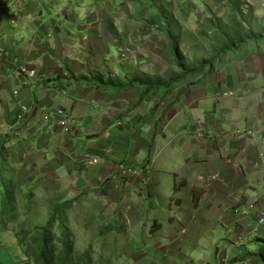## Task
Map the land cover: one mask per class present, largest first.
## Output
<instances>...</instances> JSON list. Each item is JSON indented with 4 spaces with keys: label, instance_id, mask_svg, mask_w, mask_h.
Listing matches in <instances>:
<instances>
[{
    "label": "rangeland",
    "instance_id": "374dc122",
    "mask_svg": "<svg viewBox=\"0 0 264 264\" xmlns=\"http://www.w3.org/2000/svg\"><path fill=\"white\" fill-rule=\"evenodd\" d=\"M60 1L64 3L65 0ZM72 1L75 4V0ZM51 2L48 4L52 10L66 15L65 26L69 32L60 40L54 56L49 51L41 52L45 46L40 48L41 57H37L36 61L43 66L29 65L28 68L36 70L38 76L27 79V89L32 83L38 84V95L33 99L38 101L45 92L51 93L49 90H53L55 95L56 90H61L58 100L70 101V94L75 88L66 87L64 90L61 86L49 88L44 84L50 74L48 70L54 68L64 74L57 80L60 84L67 78L73 80L78 89L82 87L75 94L77 98L84 93L90 100H105L100 109L105 110L106 121L111 120L113 126L125 128L128 133L131 131L134 138L143 140V137H151L153 144L147 146L149 156L143 165L118 164V176L103 178L100 186L96 181L87 180L86 189L89 192L87 196L82 193L84 197L79 202H68L70 196L61 195L66 193L56 186L54 190L46 188L47 199L46 191L32 185L26 187L22 174L19 180L12 182V187L19 189L13 198L8 193L9 187L0 178V241L3 249L19 259H24L27 253L35 258L37 246L42 247L44 242L41 238L45 235L44 230L50 229L55 258H62L67 251L61 243L64 235L70 242L71 255L67 264H146L150 263L149 259L156 264H168L160 261L156 254L163 253L167 259L171 255L169 252L153 250L146 255H137L138 240L144 235L154 234L147 238L148 246L158 244L162 238L172 246L179 243V251L174 253H185L191 252L207 237L205 228L219 232L221 228L226 230L225 221L218 223L217 216L225 215L229 209L237 210L251 204L244 200L246 190L240 184V178L230 180L221 175L222 167L228 166L225 161L238 160V156H218V143L206 137V126L204 123L199 125V119L188 125L183 123L189 115L183 97L189 91L193 93L197 88L211 86L218 80L223 82L222 85L228 83L236 87H242L244 82V92L226 86L221 95L225 100L234 98L241 104L248 98L255 110L260 102L264 105V77L260 76L256 67L264 61V0H78L75 5L71 1L62 5L58 0ZM4 5L6 11L9 7L13 9L14 18L12 21L8 19V22L16 26L15 14L23 8V0L0 2V9ZM22 16L18 18L22 19ZM97 36H102L101 41L95 40ZM172 39L176 40L174 49ZM241 40L244 42L239 51ZM228 41L235 50L229 49ZM225 64H229V68L221 74ZM211 68L214 73H210ZM241 75L245 79L240 78ZM94 76L102 81L111 76L109 79L112 82L117 80L127 87L125 90L106 92L108 90L99 86V82L97 87H90L82 80ZM139 81L169 84V95L158 92L142 98ZM94 88L97 93L91 91V95L84 90ZM213 103L214 100L210 99L205 106L208 111L218 106ZM53 105L62 104L53 102ZM263 110L259 113L263 117L261 123L264 122ZM31 113H34L32 118L37 119L41 110L33 105ZM149 118H153L154 126ZM255 129L237 127L232 135L244 144H253L247 136L250 132L259 131ZM260 132L264 134V126ZM40 134L46 136L49 133L42 131ZM263 134L257 144L263 141ZM162 139L163 147L158 152L156 145L160 142L161 146ZM0 141L10 143L9 131H0ZM205 141H210V148ZM144 143L145 147L146 141ZM171 158L174 160L171 161ZM19 159L18 155L15 159L6 152L0 156L1 163H13L15 167L20 166ZM31 160V157H26L25 164ZM261 162L264 164V153L259 154L257 163ZM168 163L176 167L169 170ZM121 165L131 170L128 177L119 173ZM3 173L7 176L9 170ZM9 177L5 183L10 180ZM116 179L125 186L120 187ZM98 192H102L105 199L97 197ZM151 193L155 200L151 199ZM149 212L151 217L147 219ZM240 218L248 219L244 215ZM51 219L55 223L48 228ZM154 220L164 226V233L149 232ZM64 230L66 234L62 233ZM125 230L130 232V242L138 239L131 251L123 250L125 236L122 232ZM2 234L6 235L1 237ZM27 237L31 244L37 246L31 249L25 247L26 244L19 247L18 242L22 243ZM248 237L254 253L258 248H264L262 240L255 244L259 234L252 233ZM28 240L25 243L29 244ZM250 260L247 264H254Z\"/></svg>",
    "mask_w": 264,
    "mask_h": 264
},
{
    "label": "crops",
    "instance_id": "0c3cea01",
    "mask_svg": "<svg viewBox=\"0 0 264 264\" xmlns=\"http://www.w3.org/2000/svg\"><path fill=\"white\" fill-rule=\"evenodd\" d=\"M3 1L6 0H0V2ZM58 1L60 5L67 4L70 1L74 4L72 0H65L64 3L60 0ZM48 3L51 4V0H46V2L44 0H23V8L15 14V17H17L15 18L16 26L8 22V19L12 21L14 18L13 9L11 10L9 7L8 11H6L5 5L1 6L0 9V131L2 129L5 132L9 131L11 138L10 143L0 141V156L2 152H6L9 157L11 156L15 159L16 155H18L21 163L20 166L15 167L13 163L7 164V162L3 163L4 161L1 163L0 160V178L3 184L9 187V195L13 196V198L19 189H16V186L12 187V182L15 179L19 180L18 177H21L22 174L27 182L26 187L32 185V187L36 186L47 192L48 189L46 188L54 190L53 187L56 186L60 190L63 189L66 193L61 195L64 197L70 196V199L67 200L68 202H79L78 200L81 201L84 197L82 193H85V196H87L89 192L86 189L89 183H87V180L96 181L100 186L103 178L110 179L118 176V164L125 163L130 166L143 165L145 159L149 156V147L153 144V138L146 139L143 137V140L138 137L134 138L131 131L128 133L125 128L113 126L111 120L106 121V117L104 116L105 110L103 108L100 109L103 101H105L104 99L90 100L88 99V95L86 96L84 93L82 97L77 98L75 94L82 87L78 89L74 85L75 82L67 78L63 79L62 81L64 82L60 84L57 78L58 76L62 77L64 74L60 71L56 72L54 68L51 71L48 70L51 77L49 74L44 84L50 86L49 88L61 86L64 90L66 87L75 88V91L70 94V101L66 100L63 102L58 100V92L61 90H56V95L52 92L53 90H49L52 94L45 92L44 96L42 95L38 101L33 99L38 95V84L37 82L35 84L32 83L27 89V81L18 74L19 67L25 64L28 67L33 64L43 66V63L36 61L37 57H41L39 51L45 46V52L43 49L41 52L46 53L49 51L54 56L57 53L60 40L66 37L69 32L65 26L66 15L62 11L52 10L51 5ZM76 3H78V0H75ZM20 16H22V19L18 18ZM68 19L70 20L69 16ZM32 26L33 29H31ZM100 37L102 36H97L95 40L101 41ZM228 65H223L225 67L221 69L222 71L219 70L221 74L229 68ZM256 67L257 71L260 72V76L264 77V61L263 64L256 65ZM79 73L81 74V72ZM240 78L245 79V76L241 75ZM223 79H225V75ZM222 84L223 82L218 80L215 84L209 85L211 88L204 85L194 90L193 93L192 91L187 92L185 97H183V103L185 104V108L188 109L189 115L183 123L188 125L199 119V125L204 123L206 126V137L208 136L210 140L214 139L218 143V156L222 158L225 156H238V160L225 161V165L228 166L222 167L221 175L230 180L240 178V184L246 190L245 202H256L257 209L253 212L252 216L247 215L248 219L238 217L235 214V209H231V211L229 209L223 216L222 214L218 215L217 219L220 221L217 222L221 223L225 221L223 223L226 230L221 228L219 232L217 229L205 228L207 237L196 248L192 249L191 252L174 253L179 251V243L177 244L176 242L175 246H172V243L162 238H160L158 244H150L148 246L146 241L149 240L147 238L153 237L154 234H149L150 236L144 235L139 240L137 239L138 243H136L137 240L130 242L132 238H128L130 235L129 230L122 232L123 236H125L123 250H133V246L136 243V252L140 256L146 255L147 252H152L153 250L169 252L171 255L167 259L164 258L163 253L156 254V257L158 255L160 261L163 263L166 261L168 264H247L250 259L254 261V264H259L258 260L250 257V255H254L256 252L254 253V247L250 245L251 243H248L250 242L248 235L252 233L259 234L260 238L255 240V244H258L259 240L264 242V227L257 226L258 218L264 213V164L262 162L257 163L259 154L264 153V134L260 132L261 127L264 126V122H260V119H263L261 117L262 114L259 116L264 105L260 102V106L255 110V107H252L251 100H248V98H245L242 104L234 98H227L225 100L221 95L224 92L222 91L223 88L228 87L241 93V91H245V87H243L245 84L242 82V87H236L233 84L228 85V83ZM84 90L90 95L91 91L97 93L95 88L93 90ZM112 91L114 89L106 92ZM62 92L63 95H66L65 91ZM226 92L225 95L227 96ZM13 93H19V95L15 94L16 96H14ZM241 96L244 97L243 94ZM210 99L214 100L213 105L217 103L219 106H216L212 111H208V108H206ZM229 100L231 102H228ZM53 102L62 105L54 106ZM33 105H37L41 110V114L38 115L37 119L32 118L34 113L30 114V108ZM20 106L26 107L27 114L29 113L28 115L26 114L27 116L24 117L22 123L17 118ZM46 109L51 111L45 112ZM59 111L70 114L73 120L71 133L66 134L59 126L55 125L52 130L48 129L50 131L48 135L42 136L39 130H41L43 122L45 123L44 117L47 114L52 116L54 112ZM256 111L259 117L256 115ZM149 120H152L151 123L154 126L153 118H149ZM237 127L242 129L256 128L255 130H259L257 132L261 135L263 134V141L259 144H257L258 141L253 142V144L247 142L244 144L243 141L237 140L232 135V132ZM115 131L116 133H114ZM12 141L17 142L15 144ZM145 141L146 146L144 147ZM162 142L163 139L161 140V146H159L160 142L159 145L158 143L156 145L158 152L163 147ZM205 143L207 147H211L210 141H205ZM26 157H31L32 159L28 164H25ZM92 158L100 160V163L97 166L89 165L87 159ZM170 160L174 159L171 158ZM168 165L169 170L176 167L175 165H171V163H168ZM6 169L9 170L7 176L3 173ZM162 169L165 170V167L162 166ZM8 177L10 180L5 183ZM117 183L120 187L125 186L122 184V181L117 180ZM131 183L127 182V184ZM44 194L47 197L48 192H44ZM150 195L151 199L155 200L152 193ZM96 196L102 198L104 195L102 192H98ZM148 214L147 219H150L151 212ZM160 217L162 218L163 215ZM163 228L164 226H161V224L154 220V225L150 228L149 232L164 233ZM5 235L2 234L1 237ZM29 235L33 236L31 233ZM243 237L246 238L243 240ZM27 240L28 237L23 239L22 243L19 241L18 246L23 247L26 244L25 247L31 249V242L28 240L29 244L25 243ZM35 261L33 255L29 253H27L24 259H19L14 254L8 255L0 241V264H21L23 262L36 264ZM149 261L150 263L147 262L146 264H156L150 259Z\"/></svg>",
    "mask_w": 264,
    "mask_h": 264
},
{
    "label": "trees",
    "instance_id": "16d2710c",
    "mask_svg": "<svg viewBox=\"0 0 264 264\" xmlns=\"http://www.w3.org/2000/svg\"><path fill=\"white\" fill-rule=\"evenodd\" d=\"M159 14H162V12L159 11ZM161 17H163V16H161ZM175 42H176V40L172 39V48L173 49L175 48ZM243 42H244V40H241L238 44L239 51L243 47L242 46ZM228 47H229V49L232 48L235 50L233 44L230 41H228ZM211 72L214 73V70H212V68L210 70V73ZM57 79H61V77H58ZM96 79H98V77H96V76L91 77V79H89V80H87L86 77L82 78V80L85 81L86 85H88L90 87H97L98 82H99V86L101 85L103 87V89H105V90H110V89L125 90V88L127 87L118 81L112 82L109 78L105 79L104 81L96 80ZM55 83H57V82H55ZM139 83H140L139 86L143 90L142 98L148 96L150 93L158 94V92L165 93L164 95H167V96L169 95V93L167 92V90L170 87L169 84L157 85L153 82H140V81H139ZM54 221L52 219L49 221L50 223L47 224L48 228H49V226L51 227V225H54V223H55ZM44 232H45L44 233L45 235L41 236V238H44V242L42 244V247L39 248L36 244H31L32 248L37 246V249L34 252L35 253V260H36L35 263L36 264H67V263H69V256L71 255V246H69L70 242H69L68 238L64 235V240L61 242L67 248V251L65 252L64 256H62V258L57 259V258H55V251L53 249L54 248L53 247V241L54 240L51 236L52 232L50 229L44 230ZM62 233L66 234V230H64ZM38 238H39V236H38ZM250 257L258 260L259 264H264V248L263 249L259 248L257 253L254 255H250Z\"/></svg>",
    "mask_w": 264,
    "mask_h": 264
},
{
    "label": "built area",
    "instance_id": "2783aa9c",
    "mask_svg": "<svg viewBox=\"0 0 264 264\" xmlns=\"http://www.w3.org/2000/svg\"><path fill=\"white\" fill-rule=\"evenodd\" d=\"M19 71H20V73L25 74L28 79H33V78L38 77L35 70H31V69H28V68L23 67V66L20 67V70ZM19 120L20 121H23V118L20 117ZM50 120H51L50 119V115L47 114L44 117L45 123H49ZM63 125L66 127V130H64V132L66 133V131H69V125H68L67 122H65ZM59 126H61L63 128L62 125H59ZM247 137H248L249 140H252L253 142H256V141L262 139L261 134L259 132H256L254 134H253V132H250V133H248V136ZM87 161H88V164L89 165H97L100 162V160L95 159V158L87 159ZM119 173L121 174V176L128 177L131 174V170L126 169V168H123L122 165H121V167H119ZM256 209H257V206H256V204L254 202V203H251V204H247L245 207L238 208L237 210H235V214L238 217H241L242 215H244L246 218H249L246 215L249 214V215L252 216L253 212ZM251 216H250V218H251ZM257 226L258 227H264V213L262 214L261 217H259L258 222H257Z\"/></svg>",
    "mask_w": 264,
    "mask_h": 264
},
{
    "label": "bare ground",
    "instance_id": "6f19581e",
    "mask_svg": "<svg viewBox=\"0 0 264 264\" xmlns=\"http://www.w3.org/2000/svg\"><path fill=\"white\" fill-rule=\"evenodd\" d=\"M11 1V0H10ZM20 65V64H19ZM26 65V64H25ZM25 65H23V67H26V68H28V66H25ZM22 67V66H21ZM28 69H30V68H28ZM19 70H20V67H19ZM36 71V70H35ZM20 76H22L24 79H25V81H27V76L25 75V74H23V73H20V71H19V73H18ZM23 106V105H22ZM22 106H20V108H19V110H18V115H17V118L19 119L20 117H22L23 119H24V117H26L28 114H27V108L26 107H22ZM51 110H49V109H46L45 110V112H50ZM27 114V115H26ZM50 117H52L51 118V120H50V122L49 123H44L43 122V126H42V128H41V130H39V132H47V133H49L50 131L49 130H47V128L48 129H50V130H52V128L56 125V126H59V125H62L63 126V128L61 127V126H59L63 131L64 130H66V127L63 125L65 122H67L68 123V125H69V128H71L72 127V124H73V122H72V118H71V116L67 113V112H64V111H59V112H54V114L52 115V116H50ZM59 119V120H58ZM56 121V122H55ZM53 122H55V123H53ZM59 124V125H58ZM243 130V129H242ZM245 130V129H244ZM66 133H69V131H66ZM16 134H17V132H16ZM15 134V135H16ZM15 138H16V136H14ZM249 215V214H248ZM247 216V215H246Z\"/></svg>",
    "mask_w": 264,
    "mask_h": 264
}]
</instances>
